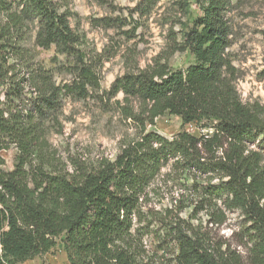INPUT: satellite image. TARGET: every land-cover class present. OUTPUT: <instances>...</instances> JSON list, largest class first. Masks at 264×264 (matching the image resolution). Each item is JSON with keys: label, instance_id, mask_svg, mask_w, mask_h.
Wrapping results in <instances>:
<instances>
[{"label": "trees", "instance_id": "1", "mask_svg": "<svg viewBox=\"0 0 264 264\" xmlns=\"http://www.w3.org/2000/svg\"><path fill=\"white\" fill-rule=\"evenodd\" d=\"M195 2L202 15L183 29L182 40L145 67L126 71L108 91L110 97L124 93L119 111L136 124L137 135L114 159L68 171L49 134L60 126L66 98L99 94L102 60L88 56L70 21V0H0V151L17 148L13 170L2 168L0 156V264L45 254L59 241L70 264H151L134 219L141 220L144 199L165 167L168 175L181 171L193 180L188 189L196 199L176 200L179 212L191 207L192 219L204 211L208 224L219 226L228 210L244 215L237 246L215 241L202 224L178 221L170 264H264V152L256 146L264 104L244 102L237 88L238 69L227 51L232 0ZM178 4L186 13L191 0ZM29 31L35 47L54 46L63 57L68 81L58 83L22 45ZM178 51H189L194 63L172 67ZM166 114L183 124L212 121L213 131L168 138L147 128ZM197 175H206V183Z\"/></svg>", "mask_w": 264, "mask_h": 264}, {"label": "rangeland", "instance_id": "2", "mask_svg": "<svg viewBox=\"0 0 264 264\" xmlns=\"http://www.w3.org/2000/svg\"><path fill=\"white\" fill-rule=\"evenodd\" d=\"M70 9L71 24L83 36L88 56L102 60L99 94L91 92L84 99L66 98L60 126L49 134L57 161L68 171H73L80 163L95 165L102 159H114L122 145L137 135L136 124L125 119L119 111L120 104H125L124 93L110 97L108 91L129 69L136 65L145 67L157 55L171 51L176 42L182 40L183 29L191 27L202 15V10L195 0H191L186 13L178 0H161L156 4L152 0H70ZM227 18L232 40L227 51L238 69V91L244 102L264 104V0H232ZM22 45L36 54L38 64L52 71L58 83L71 78L60 70L64 60L56 54L54 46L48 49L35 47L34 34L30 31L25 34ZM193 63L194 57L189 51H178L170 58V65L176 69H186ZM212 126V121L183 124L179 116L166 114L147 128L172 138L183 130L199 136L213 131ZM256 146L264 152V133ZM16 155L15 146L0 151V156L5 159L4 170L14 169ZM168 173L169 168L165 167L144 199L141 220L137 216L134 219L138 235L143 238L146 259L151 264L171 263L177 253L172 229L178 221L185 225L202 224L204 230L211 231L215 241L237 246L242 238L239 231L244 215L239 210H228V218L220 226L208 224L204 211L191 219V207L179 212L176 205L179 199L182 204H190L196 199V194L188 189L192 186V177L181 171ZM196 178L198 183H206V175ZM16 264L70 262L62 241H59L51 251Z\"/></svg>", "mask_w": 264, "mask_h": 264}]
</instances>
